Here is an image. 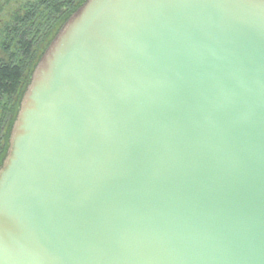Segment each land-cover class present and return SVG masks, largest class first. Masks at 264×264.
Returning a JSON list of instances; mask_svg holds the SVG:
<instances>
[{"label":"water","instance_id":"obj_1","mask_svg":"<svg viewBox=\"0 0 264 264\" xmlns=\"http://www.w3.org/2000/svg\"><path fill=\"white\" fill-rule=\"evenodd\" d=\"M0 264H264V0L82 4L12 126Z\"/></svg>","mask_w":264,"mask_h":264},{"label":"trees","instance_id":"obj_2","mask_svg":"<svg viewBox=\"0 0 264 264\" xmlns=\"http://www.w3.org/2000/svg\"><path fill=\"white\" fill-rule=\"evenodd\" d=\"M86 0H33L3 27L0 61V168L9 137L33 68L69 17Z\"/></svg>","mask_w":264,"mask_h":264},{"label":"rangeland","instance_id":"obj_3","mask_svg":"<svg viewBox=\"0 0 264 264\" xmlns=\"http://www.w3.org/2000/svg\"><path fill=\"white\" fill-rule=\"evenodd\" d=\"M31 1H33V0H0V61H7V54L5 53L4 47L2 46V39H3L2 30H3V27H5V28L10 27L11 21L15 17V15L17 13H20L21 9H24V6H26V4L30 3ZM42 55L40 57H42ZM39 60H40V58L38 59L35 67L33 68V72H34ZM33 72H32V74H33ZM31 77H32V75H31ZM19 108H20V105H19ZM18 111H19V109H18ZM8 148H9V144H8ZM8 148H7V153H8ZM6 156H7V154H6Z\"/></svg>","mask_w":264,"mask_h":264}]
</instances>
